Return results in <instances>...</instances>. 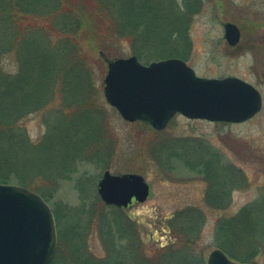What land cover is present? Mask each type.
Returning a JSON list of instances; mask_svg holds the SVG:
<instances>
[{
  "label": "trees",
  "instance_id": "16d2710c",
  "mask_svg": "<svg viewBox=\"0 0 264 264\" xmlns=\"http://www.w3.org/2000/svg\"><path fill=\"white\" fill-rule=\"evenodd\" d=\"M203 2L0 0V182L24 185L52 205V189L56 187L47 184L51 176L58 182L63 171L68 173L76 160L91 161L95 154L96 161V152L100 154L97 161L109 160L113 149L105 151L104 157L95 141L106 135L105 140L108 138L112 143L108 133L98 128L108 106L104 100L101 102V90L93 76L94 57H90L86 46L105 53L124 54L118 49L128 42L131 54L146 63L161 58L154 49L167 46L171 50L169 54L186 60L190 22ZM156 34L161 37L159 41L154 40ZM6 61H11L14 69H7ZM32 114L42 115L46 125V133L35 140L26 125ZM85 152L86 158L82 154ZM41 159L55 171L42 173L39 170L42 163H37ZM214 163L221 170L219 177L211 169ZM192 168L208 178L204 201L218 212L216 246L240 263L260 264L264 258V192L227 215L224 210L230 204L231 191L237 188L235 184L238 188L247 185L249 177L243 167L209 159L196 162ZM97 200H101L98 195ZM52 208L58 246L50 264H61L65 257L61 220L65 214L60 212L58 204ZM119 216L127 229L110 226L101 218L99 231L109 251L104 258L127 251L148 264H204L205 258L194 251L205 223L206 213L202 208L187 205L169 214L164 225L171 232L169 241L151 255L145 251L136 222L128 214L120 212ZM125 238L127 241L122 243ZM120 261L118 257L116 262L122 264ZM66 264L71 263L68 260Z\"/></svg>",
  "mask_w": 264,
  "mask_h": 264
},
{
  "label": "rangeland",
  "instance_id": "374dc122",
  "mask_svg": "<svg viewBox=\"0 0 264 264\" xmlns=\"http://www.w3.org/2000/svg\"><path fill=\"white\" fill-rule=\"evenodd\" d=\"M227 21L235 22L244 30L245 48L240 52L233 50V46L225 39L223 24ZM160 38L156 34L154 40L159 41ZM187 40L190 48L184 52L186 61L198 75H236L252 82L262 93V109L254 117L240 123L190 119L177 114L165 128L157 130L141 120L127 121L115 107V110L110 108L104 96V78L108 68L100 53L110 58L130 56L129 43L124 42L123 46L120 45L122 48L118 49L124 54L113 51L108 54L86 46L90 57H94L93 76L96 86L101 90V102L104 100L108 106V113L97 117L101 116L103 122L98 128L104 134L108 133L112 143L108 138L105 140L106 135L95 141L104 157L107 156L105 151L110 148L113 153L105 163L97 161L100 158L98 152L96 161L95 154H92L91 161L78 159L71 164V172L62 170L58 182L51 176L47 183L50 187H56L52 189L51 207L58 204L62 209L60 212L65 214L61 220L65 245V257L60 261L61 264H66L68 260L71 264H119L116 262L118 257H121L122 264H148L146 260L127 251L119 255L112 253L104 258L109 251L99 231L101 218L110 226L125 227L126 222L121 221L119 213L130 215L137 224L145 251L151 255L153 250L169 241L171 232L164 228L166 217L187 205H196L206 213L194 250L195 255L205 258L206 264L208 253L217 248L214 231L218 212L204 201L208 178L192 168L200 160L220 159L222 163L242 166L249 177L246 186L238 188L235 184L237 188L231 191V201L224 210L225 214L231 215L264 192V0H204L202 8L192 16ZM166 47L154 49L161 57L158 59L173 56L169 54L170 48ZM5 67L14 69V64L6 61ZM26 125L32 140L46 133V125L40 114L30 115ZM82 154H85V158L88 156L86 152ZM160 155L164 156L159 160ZM44 159L37 163H42V170H39L47 173L54 168ZM211 169L219 177L221 170L217 163L212 164ZM105 170L114 174H142L150 185L148 198L133 202L126 208L97 200V195L100 197L98 182ZM35 178L39 177L36 175ZM86 225L89 226L85 230ZM126 241L125 238L122 243ZM259 262L264 264V258Z\"/></svg>",
  "mask_w": 264,
  "mask_h": 264
},
{
  "label": "water",
  "instance_id": "95a60500",
  "mask_svg": "<svg viewBox=\"0 0 264 264\" xmlns=\"http://www.w3.org/2000/svg\"><path fill=\"white\" fill-rule=\"evenodd\" d=\"M230 45L241 37L240 27L224 23ZM104 96L127 121H145L165 128L180 113L190 119L240 123L262 108L261 91L236 75H198L187 61L172 56L149 63L136 54L107 57ZM98 193L109 205L127 207L135 199L146 200L150 185L140 173L105 170ZM54 212L36 191L19 184L0 182V264H50L57 251ZM206 264H242L222 249L214 248Z\"/></svg>",
  "mask_w": 264,
  "mask_h": 264
},
{
  "label": "flooded vegetation",
  "instance_id": "af4514ba",
  "mask_svg": "<svg viewBox=\"0 0 264 264\" xmlns=\"http://www.w3.org/2000/svg\"><path fill=\"white\" fill-rule=\"evenodd\" d=\"M243 39H244V30L241 29L240 40H239V42L236 45L233 46V48H234L233 50L240 52V51H242L245 48Z\"/></svg>",
  "mask_w": 264,
  "mask_h": 264
}]
</instances>
